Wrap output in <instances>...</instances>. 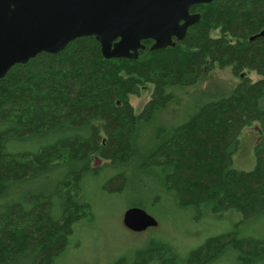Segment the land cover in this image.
<instances>
[{"label": "trees", "instance_id": "16d2710c", "mask_svg": "<svg viewBox=\"0 0 264 264\" xmlns=\"http://www.w3.org/2000/svg\"><path fill=\"white\" fill-rule=\"evenodd\" d=\"M190 13L199 21L182 41L162 50H151V42L144 41L135 60L105 59L95 39L85 37L58 54L42 53L16 65L0 79V196L12 184L61 165L78 166L58 187L59 219L44 195L28 196V207L11 203L0 211V264H52L65 250L73 225L90 215L80 181L95 170L93 160L129 164L136 157L139 125L173 99L167 90L193 86L216 68L231 67L241 77L237 88L201 104L195 115L159 137L142 164L160 172L163 190L182 210L205 207L219 216L234 210L245 219L264 214V0H213ZM249 72L259 79L252 83ZM148 84L151 97L135 114L129 98ZM253 124L261 127L254 167L234 170L238 137ZM35 138L41 144L32 152L7 149L12 142ZM115 181L112 192L121 193L125 177ZM130 254L115 264L128 259L131 264H179L163 241ZM222 260L264 264V238L236 232L211 237L182 264Z\"/></svg>", "mask_w": 264, "mask_h": 264}, {"label": "rangeland", "instance_id": "374dc122", "mask_svg": "<svg viewBox=\"0 0 264 264\" xmlns=\"http://www.w3.org/2000/svg\"><path fill=\"white\" fill-rule=\"evenodd\" d=\"M217 33H213L215 36ZM246 76L252 83L259 79L255 72ZM241 81L234 76L231 67L214 69L203 80L193 86L172 87L167 90L173 99L166 108L157 111L153 119L140 124L136 136V157L127 165L111 166L103 160H93L92 170L81 181V198L90 208L88 218L72 227L65 250L52 264H115L122 257H131V252L144 248L151 241L165 242L176 254L178 263L185 262L189 252L202 245L208 238L236 232L242 238H264V214L245 219L234 210L221 216L208 208L182 210L176 205L172 193L162 188L161 174L143 166L142 158L151 152L159 137L186 122L198 111L201 104L227 96ZM152 86L148 84L129 102L135 114H139L149 101ZM261 127L253 124L245 128L238 137V149L232 158L231 168L251 171L255 164L254 148L258 142ZM41 143L39 139L15 141L8 145L9 152L34 151ZM78 166L64 164L48 173L12 184L0 196V211L11 203L27 206L30 195L50 197L52 216L61 215L58 197L59 185L76 171ZM125 177V188L121 193L112 192L119 183L111 180ZM133 206H141L158 223L157 227L141 233L127 230L122 224L124 212ZM28 207V206H27ZM132 259L126 261L131 264ZM149 264H159L152 261ZM218 264H230L222 260Z\"/></svg>", "mask_w": 264, "mask_h": 264}, {"label": "water", "instance_id": "95a60500", "mask_svg": "<svg viewBox=\"0 0 264 264\" xmlns=\"http://www.w3.org/2000/svg\"><path fill=\"white\" fill-rule=\"evenodd\" d=\"M213 0H0V79L42 53L55 55L71 42L93 37L105 59L138 58L143 41L162 50L182 41L199 21L193 6ZM123 226L134 233L157 227L139 207L128 208Z\"/></svg>", "mask_w": 264, "mask_h": 264}, {"label": "flooded vegetation", "instance_id": "af4514ba", "mask_svg": "<svg viewBox=\"0 0 264 264\" xmlns=\"http://www.w3.org/2000/svg\"><path fill=\"white\" fill-rule=\"evenodd\" d=\"M146 41H150V40H146ZM144 42V41H143ZM143 42H142V44H143ZM151 42V45L153 44V42L152 41H150Z\"/></svg>", "mask_w": 264, "mask_h": 264}]
</instances>
